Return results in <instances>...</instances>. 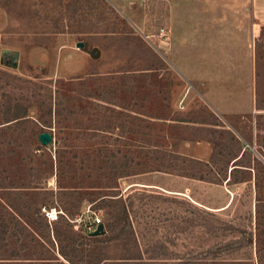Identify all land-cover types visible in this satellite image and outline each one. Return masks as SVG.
<instances>
[{
	"label": "rangeland",
	"instance_id": "rangeland-1",
	"mask_svg": "<svg viewBox=\"0 0 264 264\" xmlns=\"http://www.w3.org/2000/svg\"><path fill=\"white\" fill-rule=\"evenodd\" d=\"M72 1L0 0V264H111L133 248L159 264H264V28L254 109L225 115L172 67L150 0L138 25L108 0L73 18ZM18 103L28 115L10 120Z\"/></svg>",
	"mask_w": 264,
	"mask_h": 264
},
{
	"label": "crops",
	"instance_id": "crops-1",
	"mask_svg": "<svg viewBox=\"0 0 264 264\" xmlns=\"http://www.w3.org/2000/svg\"><path fill=\"white\" fill-rule=\"evenodd\" d=\"M108 1L134 22L136 6H142L145 0ZM150 1L157 22L164 20L160 27L168 30L164 42L175 71L186 81L202 85V95L217 112H251L255 97L254 43L264 26V0ZM6 21L7 15L0 10V27ZM135 23L138 25V20ZM202 153V158L208 157L207 150L202 149Z\"/></svg>",
	"mask_w": 264,
	"mask_h": 264
},
{
	"label": "trees",
	"instance_id": "trees-1",
	"mask_svg": "<svg viewBox=\"0 0 264 264\" xmlns=\"http://www.w3.org/2000/svg\"><path fill=\"white\" fill-rule=\"evenodd\" d=\"M88 2L89 5V8L90 9H95V8H98V5L101 1L99 0H86ZM70 4V3H69ZM74 7H73V18L75 17V14L78 13V11L81 9V8H84L86 7L83 3H81V0H78L76 2H73L71 3ZM107 5L105 6H108L110 12L112 14H114V16L121 20L122 22H126V20L121 17L118 9L116 7H114L113 5L109 4V3H106ZM86 21H87V18L85 17V14L83 15V18L80 20V24L83 26L81 27L80 30H78V32L80 33H86V32H89L87 29H84L87 24H86ZM264 26L262 27V30H263ZM15 111L13 112L10 120H17V121H20L22 120V117H25L28 115V109L27 107H25L24 105H22L21 103H18L15 105ZM9 120V121H10ZM207 164H209V162H207ZM184 176H188V177H193V178H198L200 180H206V175L205 174H201L199 177L195 176L194 174H188V175H185ZM229 181V180H228ZM128 218H129V214L126 213V211H124L122 214H120L113 222H111L109 224V227L112 228V230H114V232H118L119 234L121 232H123L125 230V226L127 224H130V222L128 223ZM89 237L90 238H98L96 236H94L92 234V232H89ZM118 234V235H119ZM108 240H111L109 237H108ZM163 247L165 248V251H162L158 254L160 255H167V251H168V247L166 245H163ZM156 257H150V259L148 260H152ZM147 259H145V257L143 256V252L141 251V249H132L130 251L129 254L125 255V257H122L121 259H118V260H113L111 264H159V263H155L154 261H148ZM161 264H181L180 262L179 263H174V262H170V263H161Z\"/></svg>",
	"mask_w": 264,
	"mask_h": 264
},
{
	"label": "built area",
	"instance_id": "built-area-1",
	"mask_svg": "<svg viewBox=\"0 0 264 264\" xmlns=\"http://www.w3.org/2000/svg\"><path fill=\"white\" fill-rule=\"evenodd\" d=\"M156 35L161 37L163 42L167 40L169 36L168 30L165 27H160ZM44 214H45V218L50 223L58 221L61 216L60 211L57 210L56 208H45ZM101 223H103L101 218L97 217L93 219V221L89 222L86 225L88 232H94L95 230H97L99 224Z\"/></svg>",
	"mask_w": 264,
	"mask_h": 264
},
{
	"label": "water",
	"instance_id": "water-1",
	"mask_svg": "<svg viewBox=\"0 0 264 264\" xmlns=\"http://www.w3.org/2000/svg\"><path fill=\"white\" fill-rule=\"evenodd\" d=\"M77 46L82 48V47L85 46V42L84 41H79L77 43ZM4 52L8 53V52H10V50H4ZM91 55L94 58H98L100 56L99 48L98 47H94L91 50ZM18 57H19V52H16V53L13 54V63L14 64H15V62H17ZM39 137H40V140H41V142L43 144H48L53 139V135L50 132H42ZM105 232H106L105 225H104V223H101V224H99L97 230H95L92 234L93 235H101V234H104Z\"/></svg>",
	"mask_w": 264,
	"mask_h": 264
}]
</instances>
